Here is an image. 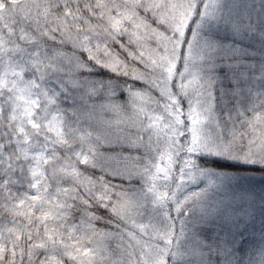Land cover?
Instances as JSON below:
<instances>
[{
	"label": "snow or ice",
	"instance_id": "1",
	"mask_svg": "<svg viewBox=\"0 0 264 264\" xmlns=\"http://www.w3.org/2000/svg\"><path fill=\"white\" fill-rule=\"evenodd\" d=\"M221 21L264 41V0H0V264H197L241 215L201 157L264 174V64Z\"/></svg>",
	"mask_w": 264,
	"mask_h": 264
},
{
	"label": "trees",
	"instance_id": "2",
	"mask_svg": "<svg viewBox=\"0 0 264 264\" xmlns=\"http://www.w3.org/2000/svg\"><path fill=\"white\" fill-rule=\"evenodd\" d=\"M231 31L234 32L233 29ZM235 40L246 42L245 45L248 48L243 55L247 59L256 61L257 66L264 64V41L258 36H253L250 39H240L238 37ZM219 71L224 85L226 87L230 86L229 70L221 68ZM92 75L101 79H109L112 74L108 73L107 70L96 68ZM124 95V93H121L122 97ZM201 163L217 172L257 174L256 178L251 176L246 181L252 192L256 194V207L253 209V216L249 218L240 217L238 226L235 228L227 226L222 220L212 225L209 231L213 235V240L211 245L208 246L209 254L205 257V264H247L250 257L254 258L259 250L264 249V174L253 170L258 166L227 158L204 156L201 157ZM117 182L119 181L117 180ZM201 229L200 233L203 232L204 235L210 237L207 227Z\"/></svg>",
	"mask_w": 264,
	"mask_h": 264
},
{
	"label": "rangeland",
	"instance_id": "3",
	"mask_svg": "<svg viewBox=\"0 0 264 264\" xmlns=\"http://www.w3.org/2000/svg\"><path fill=\"white\" fill-rule=\"evenodd\" d=\"M226 5L231 8V6L240 4H259V0H225ZM227 16V12H226ZM208 36L216 43L224 45L226 48L231 49L235 44L236 49H239L240 45L244 46V51L247 50L246 42L237 41L238 37L234 32L231 31V28L228 27L227 23L221 21L219 23H213L210 25L208 30ZM243 51V54L245 53ZM257 64V62L255 61ZM228 68L224 65H220L217 69L219 76L221 77L220 69ZM222 158V157H220ZM223 175L231 177L232 179L225 185L223 189L213 194V201L219 202L221 205L226 207L227 209L234 210L236 213H241V215H236L231 219H222V221L229 227L235 228L238 226V219L242 216L244 217H252L253 209L256 207V194H254L251 190V187L246 184L247 179L249 177L254 176L257 177L256 173L253 175H245V174H237V173H228V172H219ZM242 213H247V215H243ZM215 225V223L211 225H201L198 231V235L196 240L199 242V245H203L204 247L194 246L192 244L189 245V248L193 251L194 255L197 257V264H205L206 256L209 254L208 246L211 245L213 240V235H211L209 229ZM207 227L208 233H210V237L204 235L201 228ZM204 257V260H203ZM204 261V262H203Z\"/></svg>",
	"mask_w": 264,
	"mask_h": 264
}]
</instances>
